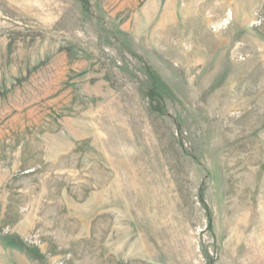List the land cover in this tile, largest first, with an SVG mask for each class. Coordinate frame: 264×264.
Wrapping results in <instances>:
<instances>
[{
    "label": "rangeland",
    "instance_id": "374dc122",
    "mask_svg": "<svg viewBox=\"0 0 264 264\" xmlns=\"http://www.w3.org/2000/svg\"><path fill=\"white\" fill-rule=\"evenodd\" d=\"M0 264H264V0H0Z\"/></svg>",
    "mask_w": 264,
    "mask_h": 264
}]
</instances>
